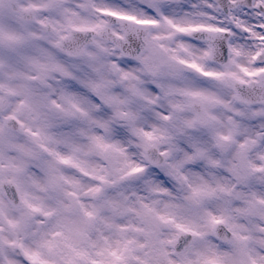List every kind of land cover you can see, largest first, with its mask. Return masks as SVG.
<instances>
[{
  "label": "snow or ice",
  "instance_id": "obj_1",
  "mask_svg": "<svg viewBox=\"0 0 264 264\" xmlns=\"http://www.w3.org/2000/svg\"><path fill=\"white\" fill-rule=\"evenodd\" d=\"M0 264H264V0H0Z\"/></svg>",
  "mask_w": 264,
  "mask_h": 264
}]
</instances>
